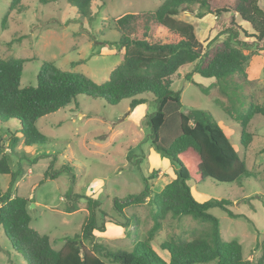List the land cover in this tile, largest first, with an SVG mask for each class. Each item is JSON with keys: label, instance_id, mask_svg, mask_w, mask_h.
<instances>
[{"label": "rangeland", "instance_id": "374dc122", "mask_svg": "<svg viewBox=\"0 0 264 264\" xmlns=\"http://www.w3.org/2000/svg\"><path fill=\"white\" fill-rule=\"evenodd\" d=\"M9 1L0 0V57L28 60L20 78L23 87L36 84V75L43 61H51L62 70L83 73L96 83L104 82L122 60V49L114 44L118 33L112 26V18L126 11H152L163 0H93L90 10L94 20L91 23L87 18L79 17L77 8L65 0L45 4L22 0L27 7L22 13L8 11ZM259 2L263 7V0ZM4 15L6 19L2 23ZM191 16L196 37L206 44L216 34L211 29L208 34L204 30L209 17L205 15L202 20L203 17ZM238 21L252 31L247 23L239 18ZM103 42L108 43L104 45ZM244 51L247 54L244 69L235 77L241 84L242 112L249 104L264 106V49L251 46ZM192 66L193 63L182 65L178 75L173 76L170 88L180 90V106L177 109L173 104L167 105L166 121L159 131L160 139L162 136L171 139L178 133V112L195 108L212 114L254 175L231 183L211 178L197 184L188 181L191 193L200 202L211 198L230 199L233 202L231 210L245 215L251 222L243 216H228L218 207L210 208L208 212L218 218L222 239L238 241L245 258L253 252L255 260L264 262V115L255 113L248 120L245 132L251 136L247 146H241L240 122L214 102L218 98L229 105L227 98L218 91L214 78L193 74L192 79L201 86L185 80L184 75ZM200 87L207 88L208 93ZM142 97L146 102L131 109L129 99L110 105L100 98L78 95L66 107L36 121L39 132L45 137V143L41 145H23L21 133L17 132L19 123H0L1 150L10 156L11 170L18 174L11 194L30 200L27 207L30 226L41 234H48L53 248L61 247L66 235L79 232L86 215L83 198L79 201V209L73 212L64 210V194L69 189L98 199L100 208L108 214L97 216L98 224L105 223V231L94 232L98 242L130 252L136 242L145 240L153 223L151 206L147 202L130 205L124 208L125 214L117 213L112 207L115 197L124 198L140 192L146 176L153 170H156V177L149 179V184L154 192L174 177L169 157L155 149L148 135L146 115L156 109V101L150 94ZM11 134L20 138L13 153L8 149ZM52 161V168L64 166L68 170L54 179L44 178V171ZM9 181V174H0L3 190ZM126 215L130 218L127 226L123 224ZM203 227L204 224L190 216L172 218L167 215L150 246L159 255L167 257V251L160 248L163 241L178 236L191 238ZM0 264H27L26 258L12 249L2 226ZM203 264H215V261Z\"/></svg>", "mask_w": 264, "mask_h": 264}, {"label": "trees", "instance_id": "16d2710c", "mask_svg": "<svg viewBox=\"0 0 264 264\" xmlns=\"http://www.w3.org/2000/svg\"><path fill=\"white\" fill-rule=\"evenodd\" d=\"M51 1L58 0H37L39 4ZM65 1L75 6L79 17L87 18L88 23L94 20L90 10L93 0ZM26 8L22 0H10L7 10L22 13ZM180 12H188L195 18L214 15L215 36L203 44L196 37L192 24L175 18ZM238 18L248 23L252 31L244 28ZM5 19L6 15L1 22ZM112 26L118 33L114 44L122 49V60L102 83H96L80 72L62 70L51 61H43L36 84L21 87L23 65L28 60L0 57V123H19L17 132L21 133L23 145H41L45 143V137L39 132L36 121L66 107L78 95L100 98L110 105L129 99L132 109L146 102L143 94H150L156 101V109L146 115L148 135L155 149L169 157L174 177L154 192L149 184V179L156 177V170H153L146 176L140 192L113 199L112 207L120 214H125L124 208L130 205L147 202L151 206L153 223L145 240L136 242L130 252L96 240L94 232L105 231V223L98 224L97 216L108 215L100 208L98 199L67 190L64 210L79 209V201L83 198L86 215L79 232L66 235L61 247L55 249L48 234H41L30 226L27 210L30 200L11 194L18 174L11 170L10 156L0 147V174L10 175L7 188L0 187V226L12 249L26 258L27 264H203L210 261L215 264H264L261 259H254L253 252L245 258L238 241L222 239L218 218L208 210L218 207L228 216L245 217L231 210L233 202L230 199L211 198L200 202L191 193L188 181L197 184L211 178L231 183L254 175L212 114L195 108L178 112V133L171 139L163 136L160 139L159 134L166 121L167 105L173 104L177 109L180 106V90L170 88L173 76L178 75L182 65L193 63L192 69L184 75L185 80L199 86L192 79L193 74L214 78L218 91L227 98L229 105L218 98L214 102L240 122L243 137L239 143L247 146L251 135L245 132L246 124L255 113L264 115V106L249 104L242 112L241 84L235 77L244 69L247 59L244 50L251 46L264 49V7L259 5V0H163L152 11H126L116 15L112 18ZM248 37L253 40H245ZM200 89L208 93L207 88ZM19 139L15 134L10 135L8 149L11 153L15 152ZM53 161L45 169L44 178L54 179L68 170L64 166L52 168ZM167 215L172 218L190 216L204 224L191 238L171 237L160 244V248L169 254L168 262L150 246ZM129 219L126 215L125 226L129 225Z\"/></svg>", "mask_w": 264, "mask_h": 264}, {"label": "crops", "instance_id": "0c3cea01", "mask_svg": "<svg viewBox=\"0 0 264 264\" xmlns=\"http://www.w3.org/2000/svg\"><path fill=\"white\" fill-rule=\"evenodd\" d=\"M260 1V0H259ZM263 3H264V1H263ZM160 4V3H159ZM158 4V5H159ZM157 5V6H158ZM259 5H260V2H259ZM261 6V5H260ZM262 7V6H261ZM264 7V6H263ZM194 17V16H193ZM206 17H209V19H210V21H209V24L207 25V27L204 29L206 32H207V34L209 33V31H210V29H211V32L213 33V32H215V30L213 29V25H214V18H215V16L214 15H212V14H207V16ZM175 18L176 19H179V20H182V21H186V22H188V23H190V24H192L193 25V18H192V16H191V14L190 13H188V12H180L179 14H177V15H175ZM203 19H205L204 17L202 18V20ZM201 20V19H200ZM244 22V21H243ZM246 23V22H245ZM248 24V23H247ZM242 25V24H241ZM249 25V24H248ZM194 26V25H193ZM244 27V26H243ZM245 28V27H244ZM194 30H195V27H194ZM201 31H203V29H201ZM196 34V33H195ZM201 41V40H200ZM158 251H156V253H157ZM168 254V253H167ZM159 255V254H158ZM160 257H162V259L164 260V261H166V262H168L169 261V254L167 255V257L166 256H161V255H159Z\"/></svg>", "mask_w": 264, "mask_h": 264}]
</instances>
